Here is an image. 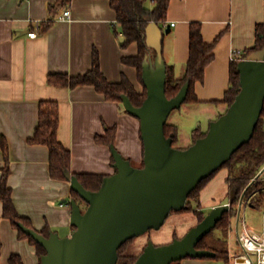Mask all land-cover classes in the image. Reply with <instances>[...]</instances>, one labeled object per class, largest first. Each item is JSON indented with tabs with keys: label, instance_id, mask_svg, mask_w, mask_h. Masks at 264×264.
<instances>
[{
	"label": "crops",
	"instance_id": "crops-1",
	"mask_svg": "<svg viewBox=\"0 0 264 264\" xmlns=\"http://www.w3.org/2000/svg\"><path fill=\"white\" fill-rule=\"evenodd\" d=\"M54 2L0 0V134L8 144V185L17 212L28 218L37 231L49 228L59 236H66L74 230L68 204L70 182L51 178L47 146L27 141L38 122L39 101L58 102V139L70 150L71 172L108 175L115 171L110 145L95 139L97 135H105L109 127L115 129L114 147L135 165L143 160V143L139 119L118 101L107 100L89 84L52 85L47 81L48 74H83L91 68L92 55L97 52L100 69L108 81L118 82L124 75L138 92L143 86L136 68L122 62L123 56L137 53V43L120 46L114 32L116 13L109 0H71L69 5L50 14L49 4ZM147 6L152 7L150 0ZM65 8L70 9L68 20L60 19ZM46 21H50L46 29L36 28L33 38L27 35L36 24L43 25ZM192 21L200 22L205 41L215 38L217 41L203 79L194 86L199 101L183 102L173 117L167 119L177 126L174 146L183 148L191 144L195 127L206 131L210 121L226 110L222 100L230 85L232 51L242 52L254 43L256 25L264 24V0H170L163 25H174L163 34L162 54L177 78L183 75L188 58ZM189 112L196 116L187 125ZM186 132L189 133L187 141L182 138ZM3 164L0 147V168ZM228 189L227 186L210 206L219 204ZM0 240V264H8L12 253L19 254L23 264L40 263L35 245L28 238L20 237L7 218L0 220ZM179 264L230 262L211 257H185Z\"/></svg>",
	"mask_w": 264,
	"mask_h": 264
},
{
	"label": "water",
	"instance_id": "water-1",
	"mask_svg": "<svg viewBox=\"0 0 264 264\" xmlns=\"http://www.w3.org/2000/svg\"><path fill=\"white\" fill-rule=\"evenodd\" d=\"M162 29L151 21L145 28V42L155 51L142 63L146 96L138 106L127 95L123 108L139 119L143 143V165L137 167L110 145L115 171L105 175L97 190L85 188L69 170H64L70 187L87 204L85 209L70 198V235L47 236L22 222L19 228L44 249L41 264H116L118 249L127 240L162 226L169 213L186 207V200L198 183L218 170L243 143L249 141L264 105V47L237 63L240 90L233 102L210 121L204 136L185 148L172 145L164 125L170 112L184 102L189 83L171 98L165 93L166 62L162 54ZM264 171H258L257 178ZM236 191L213 206L184 236L156 245L148 241L133 264H171L185 257H213L214 251L197 248L233 203ZM66 202L67 200H63Z\"/></svg>",
	"mask_w": 264,
	"mask_h": 264
},
{
	"label": "trees",
	"instance_id": "trees-1",
	"mask_svg": "<svg viewBox=\"0 0 264 264\" xmlns=\"http://www.w3.org/2000/svg\"><path fill=\"white\" fill-rule=\"evenodd\" d=\"M70 1L71 0H55L54 3L49 4V13L53 14L57 9L69 5ZM109 1L110 6L116 13L117 27H114V32L118 37L120 46L126 47L131 42L137 43V53L132 56H123L121 59L123 63L136 68L138 80L143 86L142 91L138 92L134 85L124 75L118 82L108 81L100 69L97 52L93 53L92 65L87 72L78 75H69L67 73H49L47 81L52 85L60 87H75L82 84L93 85L94 88L98 92L102 93L107 100L118 101L122 105V96L127 95L131 102L138 106L142 103L146 96V89L141 78L143 68L142 63L146 55H150L152 58L155 56V51L152 48H149L145 42V28L151 21H155L161 28L163 27V22L166 19V12L170 0H150L152 2V7L147 6L148 0ZM49 25L50 21H46L43 25L41 24V27L42 29H46ZM216 41L217 38L210 42L205 41L202 36L200 22H190L188 58L185 63L183 75L178 78L175 77L172 67L170 65H166L165 93L168 98L175 96L180 87L185 82H188L189 86L184 102L199 101L194 93V86L196 82L203 79L205 68L213 58V48ZM263 47L264 24H257L256 38L252 46L242 50L240 54L235 55V57L231 59L230 85L225 91L224 98L222 100V102L226 103L227 107L233 102L236 94L240 90L239 72L237 70L238 61L246 57L251 52L259 50ZM58 123V102L54 100H40L38 105V122L33 135L29 137L27 141L31 144H43L47 146L49 151L48 172L50 177L53 179L67 180L64 175V170H69L71 172L70 150L66 148L58 139ZM114 131L115 129L113 127H109L105 135H97L95 139L99 143L111 145L114 142ZM164 132L166 136H169L171 133L173 134L172 145L174 146L175 143H177V126L167 121L164 125ZM206 132L207 130L202 131L200 127H195L191 132V144L197 138L204 136ZM0 147L4 162L0 168V202L2 204V214L0 215V220L1 218H7L10 220L12 226L17 229L18 235L20 237L28 238L30 243L35 245L39 258H41V256L45 253V249L32 237L25 234L18 226V223L22 222L26 226L32 227L28 218L21 216L17 212L12 200L11 187L8 185V176L10 174L8 144L2 134H0ZM131 164L141 167L143 165V160L138 165L133 163ZM263 166L264 105L253 135L249 141L243 143L235 152L232 153L230 159L220 167L228 168L229 173L227 182L230 189H235L236 194L230 208L223 213L222 218L216 223L213 229H218L221 232L227 230L233 217L236 215L238 199L242 193L245 198L249 197L248 205L255 208L264 207V171L260 174V176L251 181ZM216 172L217 170L198 183L196 188L189 194L186 200V207L180 211H190L192 209V202H196L198 204V208H200V199L198 195L199 191ZM71 173L78 178L80 183H82L85 188L90 190H97L101 185L103 177L105 176L104 174L99 173ZM250 182L251 184L247 187ZM71 198H74L81 205L82 209L83 205L81 204V201L85 204V206H87V204L72 189ZM171 212L176 211L172 210ZM195 214L197 216V222L201 221L205 216V213L199 209L195 210ZM213 229L199 240L196 247L214 251L215 255L211 258L224 263H229L230 256L227 238H222L220 235L213 233ZM39 232L47 236L50 230L49 228H46ZM125 243H123L118 249V259L116 264H133L137 258V256L122 253V248ZM179 262L180 260L174 261L171 264H179ZM8 264H23V261L19 254L12 253L8 257ZM39 264H41V262Z\"/></svg>",
	"mask_w": 264,
	"mask_h": 264
},
{
	"label": "rangeland",
	"instance_id": "rangeland-1",
	"mask_svg": "<svg viewBox=\"0 0 264 264\" xmlns=\"http://www.w3.org/2000/svg\"><path fill=\"white\" fill-rule=\"evenodd\" d=\"M226 109V108H225ZM176 109L172 110L168 116V120L173 117V112ZM194 112V111H193ZM189 123L194 122L195 113L189 112ZM217 118V117H216ZM215 118V119H216ZM182 138H186V141L189 138V133H183ZM175 147L183 148L176 144ZM228 168L222 167L207 181L203 188L199 191V203L200 208L196 202H192V209L190 211H176L170 212L167 218L165 219L162 226L158 229H149L141 235L135 236L125 243L122 248V253L127 255L138 256L147 242L150 240L156 245L166 244L171 242L175 238H181L185 233L197 222V216L195 210L199 209L205 214L213 207L210 205L216 201L218 196L226 189L229 188L227 182L228 177ZM260 176V175H259ZM255 177V176H254ZM256 178H252L253 181ZM251 182L247 185V187ZM230 189V188H229ZM228 189V191H229ZM231 190V189H230ZM245 191V190H244ZM83 209L86 208L85 204L81 201ZM209 207V208H208ZM263 210L264 207L255 208L250 205H247L244 209L243 217L246 225L253 229L254 231L260 233L262 232V221H263ZM237 213V207H236ZM236 215L233 217L231 224L226 231H219L218 229H213V233L220 235L222 238H227L228 241V250L229 255H231L230 264H233V257L240 253V247L237 242V233H236Z\"/></svg>",
	"mask_w": 264,
	"mask_h": 264
},
{
	"label": "built area",
	"instance_id": "built-area-1",
	"mask_svg": "<svg viewBox=\"0 0 264 264\" xmlns=\"http://www.w3.org/2000/svg\"><path fill=\"white\" fill-rule=\"evenodd\" d=\"M60 19H70V9L65 8ZM170 25H174L171 23ZM163 26H166L164 23ZM40 24H36L34 28L27 32L29 37H35L37 34L36 28H40ZM241 53V50L232 51L231 59ZM249 203V197H244L242 193L237 203L236 213V233L237 242L240 247V253L233 257V264H264V210L262 221V232L258 233L248 227L244 221L243 213L245 207Z\"/></svg>",
	"mask_w": 264,
	"mask_h": 264
},
{
	"label": "flooded vegetation",
	"instance_id": "flooded-vegetation-1",
	"mask_svg": "<svg viewBox=\"0 0 264 264\" xmlns=\"http://www.w3.org/2000/svg\"><path fill=\"white\" fill-rule=\"evenodd\" d=\"M229 193H230V189H229L228 193L226 194V196H228V195H229ZM229 208H230V207H229Z\"/></svg>",
	"mask_w": 264,
	"mask_h": 264
}]
</instances>
